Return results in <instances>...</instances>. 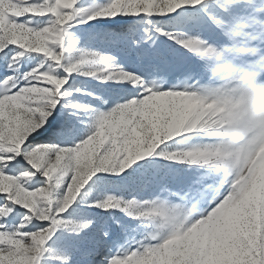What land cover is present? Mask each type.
Returning a JSON list of instances; mask_svg holds the SVG:
<instances>
[{
    "label": "snow or ice",
    "instance_id": "snow-or-ice-1",
    "mask_svg": "<svg viewBox=\"0 0 264 264\" xmlns=\"http://www.w3.org/2000/svg\"><path fill=\"white\" fill-rule=\"evenodd\" d=\"M83 26L119 29L143 70L93 50ZM158 38L181 70L154 62ZM0 53V264H264V0H0ZM76 76L127 95L102 110L73 96ZM148 157L178 185L90 205L135 226L65 218L93 177Z\"/></svg>",
    "mask_w": 264,
    "mask_h": 264
},
{
    "label": "rangeland",
    "instance_id": "rangeland-1",
    "mask_svg": "<svg viewBox=\"0 0 264 264\" xmlns=\"http://www.w3.org/2000/svg\"><path fill=\"white\" fill-rule=\"evenodd\" d=\"M118 20L123 21L121 28L129 29L133 27L134 22H138V18L134 17H117ZM169 31H182L183 29L179 24H170L166 23L164 25ZM86 29L87 36L90 37V47L93 50L103 51L108 55H115L118 62L125 68L127 71H136L139 73L143 70L144 65L140 62L142 53L138 50L131 49L129 44L124 43L121 40H118L116 36L112 33L118 31L116 27H107V28H94L89 26H83ZM142 33V29H141ZM171 41H165L164 38H158L157 43L154 46V50L149 53L153 58L154 62L158 63L166 71H179L180 60L177 59L176 63L170 66L166 61H171L173 56L179 57V53H175L171 47ZM3 54L0 53V56ZM31 58H26L30 60ZM35 61H32L31 64H27L25 67L21 68V71H26L27 67L34 65ZM3 64V61L0 60V65ZM75 88L77 91L73 92V96L84 102L92 103L96 107L107 110L114 106L115 102L120 101L121 97L127 95L126 89L122 85L116 84L112 81L102 82L91 77L76 76ZM70 84L72 81L70 80ZM68 86L66 85L65 88ZM87 93H92L94 96L102 97L105 100H108L107 104H102L97 100L92 99L87 95ZM122 102V101H121ZM81 129L87 127V125H81ZM152 157L145 158L144 161H139L137 164H145V168H141L139 171L133 172V169L137 168V164L132 165L129 169L125 170L123 173L114 174V173H104L109 177L103 182H97L96 178L93 177L88 184L81 189L80 194L77 197V200L70 207L68 212L65 215L66 219L76 220L82 217H96L97 223L108 221L112 223L109 213H114L121 221L125 223H131L133 226L137 223L133 221L131 217L125 215L118 209H110L107 212L102 209H92L90 205L94 202L95 199L101 198L105 193H114L116 195H123L126 198H130L129 193L135 192L138 194V198H148V191L145 190L141 192V189H144L145 184L149 183V188L154 187L156 183L162 179L167 181L170 185L174 187L179 183V176L174 172H169L167 169H157L153 165L147 163V161L152 160ZM161 163H168L161 161ZM101 175V174H98ZM68 179V174L59 177L58 184L56 181H52L56 187V195L59 196L64 192V185ZM34 183V181H32ZM21 211L24 210L21 207ZM115 228L116 225H113ZM101 259L103 257H100Z\"/></svg>",
    "mask_w": 264,
    "mask_h": 264
}]
</instances>
